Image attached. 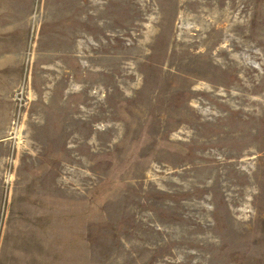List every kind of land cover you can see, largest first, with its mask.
<instances>
[{
	"label": "rangeland",
	"instance_id": "rangeland-1",
	"mask_svg": "<svg viewBox=\"0 0 264 264\" xmlns=\"http://www.w3.org/2000/svg\"><path fill=\"white\" fill-rule=\"evenodd\" d=\"M0 264H264V0H0Z\"/></svg>",
	"mask_w": 264,
	"mask_h": 264
}]
</instances>
